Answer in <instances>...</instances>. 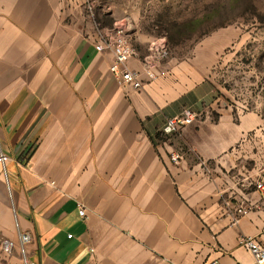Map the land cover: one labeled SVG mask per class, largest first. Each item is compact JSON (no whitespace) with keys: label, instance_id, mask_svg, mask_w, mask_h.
Listing matches in <instances>:
<instances>
[{"label":"crops","instance_id":"obj_1","mask_svg":"<svg viewBox=\"0 0 264 264\" xmlns=\"http://www.w3.org/2000/svg\"><path fill=\"white\" fill-rule=\"evenodd\" d=\"M77 11L0 0V264H255L239 238L264 245L263 115L221 107L195 60L121 86ZM184 108L198 120L162 136Z\"/></svg>","mask_w":264,"mask_h":264},{"label":"rangeland","instance_id":"obj_2","mask_svg":"<svg viewBox=\"0 0 264 264\" xmlns=\"http://www.w3.org/2000/svg\"><path fill=\"white\" fill-rule=\"evenodd\" d=\"M67 1L94 33L126 25L136 51L146 46L141 59L153 43L165 46L159 68L164 61L195 60L221 107L264 117V0Z\"/></svg>","mask_w":264,"mask_h":264},{"label":"built area","instance_id":"obj_3","mask_svg":"<svg viewBox=\"0 0 264 264\" xmlns=\"http://www.w3.org/2000/svg\"><path fill=\"white\" fill-rule=\"evenodd\" d=\"M93 14V5L89 4L87 8ZM95 49L98 52H110L113 54V61L110 65V72L115 77L118 84L139 91L145 86L159 78V64L168 56V52L162 44L155 42L150 48V53L142 59V69L135 70L129 63L136 58L137 52L132 44L126 25H116L112 29L98 28L93 35ZM198 117V113L192 108H184L178 115L169 117L165 121L161 134L164 137L173 136L182 131L187 126L192 125ZM172 161L178 162L181 157L179 154L171 155ZM8 157L0 154V162L6 163ZM263 188L262 184L257 185ZM80 215L85 214V209L80 207ZM248 214V210L237 209V216ZM72 235L69 234V237ZM31 241L29 233H20L17 240L6 239L1 242V249L5 254H12L15 248L25 253L26 245ZM239 243L253 255L255 264H264V245L256 238L250 236H241ZM36 264V263H31ZM206 264H217L216 261Z\"/></svg>","mask_w":264,"mask_h":264}]
</instances>
